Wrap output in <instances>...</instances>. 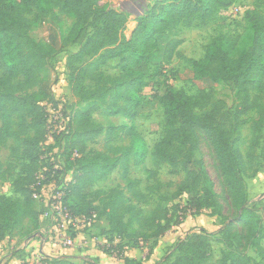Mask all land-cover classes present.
I'll return each mask as SVG.
<instances>
[{"label":"trees","instance_id":"16d2710c","mask_svg":"<svg viewBox=\"0 0 264 264\" xmlns=\"http://www.w3.org/2000/svg\"><path fill=\"white\" fill-rule=\"evenodd\" d=\"M101 1L0 0V147L12 140L16 146L14 152H18L21 138L27 132L25 106L18 96L50 80V60L61 49L55 37L47 43L30 39L27 51L22 40L33 26L45 20L52 10H57L58 14L73 20L61 46L80 44L77 52L68 56L65 67L70 94L86 106L70 119L61 148L67 163L63 166L55 164L60 170L55 171L53 178L63 181L70 172L72 182L66 187L63 204L74 217L94 215L95 221L103 218L108 228L106 254L122 264H141L124 257V250L129 247L141 249L144 245L151 248L174 226L168 220L166 208L158 205L144 215L126 195L136 203H148L147 197L128 175L130 167L142 166L148 154L146 143L136 132L133 121L144 105L143 89L150 66L153 67L150 77L155 78L158 70H164L175 57L180 41L167 40L165 37L170 31L190 20L207 21L231 5L232 0H163L137 20L127 39L121 37L127 16L100 6ZM256 6L264 8V0H256ZM250 15L252 45L243 55L232 58L236 39L218 35L209 42L201 59L190 62L193 79L205 85L207 91L188 95L181 90H166L161 94L163 128L161 138L151 150L153 166H167L174 176L184 173L172 198L181 192L200 193L199 198L208 197L204 206L214 209L219 216L220 206L211 192L212 185L201 162L193 158L199 137L203 136L212 150L222 186L228 192L233 216L224 220L215 234L205 230L185 234L156 264H257L247 252L254 253L264 263L263 219L256 207L249 206L245 184L246 179L263 170L257 165L256 159L260 156H256L255 150L264 139V13L252 12ZM114 60L118 61L117 76L105 75L103 68ZM228 83L235 89L237 106L233 111L225 110L223 101L213 102V85ZM93 106L101 109L103 118L121 117L126 124L104 131L89 118V108ZM45 107L33 108L38 111L34 135L24 141L29 166L13 185L24 200L0 198V243L9 234H19L25 221L34 230L31 234H21L26 239L35 234L43 236L49 227L48 222L41 219L45 209L32 199L31 190L36 172L44 165L47 169L54 165L40 150L46 141ZM250 112L255 114L251 123L252 136L247 152L242 155L239 150L241 119ZM115 131L119 138L128 140V145H111ZM103 132L105 153L89 151L87 143ZM74 152L78 157H71ZM117 169L121 172L126 193L114 188L91 194L97 182ZM148 173L154 175L152 171ZM46 177L48 183L50 173ZM91 196L93 199L89 200ZM235 224L239 225L240 231L234 230ZM93 228L94 224L84 233ZM129 228L132 229L130 233L127 232ZM214 235L219 236L216 241L225 252L219 261L211 263V238ZM82 262L98 264L91 258H84ZM40 264L74 263L65 256H41Z\"/></svg>","mask_w":264,"mask_h":264},{"label":"rangeland","instance_id":"374dc122","mask_svg":"<svg viewBox=\"0 0 264 264\" xmlns=\"http://www.w3.org/2000/svg\"><path fill=\"white\" fill-rule=\"evenodd\" d=\"M162 1L163 0H102L99 5L127 16L125 28L121 32V37L127 39L135 28L137 20L151 10L155 4ZM235 8L238 10L237 12L234 11ZM263 11V7L256 6V0H232L231 5L225 9L219 10V12L209 20L205 22L190 20L188 23L179 26L166 35L165 38L167 40L177 39L180 41V45L176 51L177 53L164 70H162V68L158 70L155 78L150 77L153 74V67L152 65L150 66L146 87L143 89L144 105L138 117L133 121L136 132L146 143L148 154L142 166L130 167L128 176L131 180L136 182L137 189L147 197L148 203H136L131 199L126 193V186L121 180V172L119 169L112 172L104 180L97 182L90 191L92 194L97 191H107L114 188L122 190L131 200V203L136 205L144 215H148L158 205L167 209L168 220L174 226L160 240L161 244L151 256H147V249L140 251L139 254L146 258L144 264H155L169 252V246L189 232L197 233L198 230H205L207 233L215 234L221 228L223 221L231 219L233 216L229 207L228 192L222 186L218 169L213 160L212 150L203 136L199 137L198 147L193 158L201 162L203 170L212 185L211 192L216 196V201L220 206L219 216L216 215L214 209L204 206V202L208 200V197L201 199L199 198L201 196L200 193L196 195L195 193L181 192L177 195L178 197L172 198V193L175 191L176 186L184 179V173L174 176L169 173L167 166L155 168L151 160V150L162 135L163 110L160 101L161 94L166 90H181L188 95H197L202 91H207L205 85L193 79L190 62L201 59L209 42L218 35H225L236 39L237 46L231 56L232 58H238L243 55L252 45V33L249 28L250 14L252 12L263 14ZM72 23L73 20L71 18H66L58 14L57 10H52L50 15L40 24L33 26L22 40V43L25 44V50L27 51L26 45L28 40L31 39L35 42L41 41L47 43L51 37H55L61 49L59 53L50 60V80L38 88L18 96L20 103L25 106V125L27 132L26 135L21 138L17 153L14 152L16 146L12 140L7 141L4 146L0 147V198L6 197L12 201L24 200L15 192L13 185L18 178L25 174L29 166L27 158L28 148L24 141L26 139H31L34 135L35 120L38 116V113H36L38 111L33 109L35 106L46 105V119L49 124L46 130L45 143L50 142V145H45L44 143L40 146V150L45 153L46 159L48 158V160L55 164L63 166V164L67 163L65 158L66 155H63V157L61 155V148L64 146L65 141L63 136L69 130L71 117L75 112L83 110L86 106V103L74 98L70 94L68 73L65 67L68 56L77 52L80 44L66 47L61 46ZM117 64V60L108 62L103 68L104 74L110 77H116L118 74ZM87 86L89 87L90 85L87 84ZM212 95L213 102L218 100L224 102L225 110L233 111L236 109L237 101L235 100V89L233 84L213 85ZM100 111L101 109L98 107H90L89 118L93 123L100 125L104 131L109 127H118L124 125V123L126 124V121L121 117L103 118ZM195 113L197 115L204 114V112ZM254 118V112H250L241 119L242 126L240 129L241 137L239 150L242 155L247 152L250 145L252 136L251 123ZM56 119H58V121L62 120L63 123H55ZM54 125L55 127L53 128ZM56 131H60V133L63 134L59 136ZM111 140V145L114 147L128 145V140L119 138L116 131L112 134ZM104 141L105 132L93 141L88 142L86 145L87 149L89 151L105 153ZM48 146L53 147L47 148ZM255 154L261 157V159L260 157L256 159V162L263 170L254 177L257 178L259 188L262 189L264 186V139L255 150ZM38 171L36 173H38ZM149 171H152L154 175L151 176L148 173ZM70 176L71 174L68 172L66 177L69 178ZM252 178L246 180L250 181ZM253 188L254 185L251 187V192ZM251 195L252 197L248 200L249 206L257 207L264 211V200H255V198L257 199V195L252 193ZM90 199H93V197H89V200ZM197 205L201 207L199 208ZM33 206L37 209L36 204ZM23 224L20 232H18L19 234H9L4 242L0 244L1 264H8L9 261H7V258L10 253L14 251L13 249L15 247L20 248L19 245L16 244L14 237L18 236L22 238L21 234L24 235L25 232L31 234L34 232L28 221H25ZM106 227L103 218L97 219L94 223V228L98 232H104V228ZM132 228L135 227L133 226ZM131 230L132 229L129 228L127 232L130 233L132 232ZM234 230L240 231L238 224L234 225ZM85 235L94 242V237H92L89 232L85 233ZM218 238L219 236L217 235L211 238L209 259L211 263L219 261L225 252L224 247L216 241ZM84 242H86V240H84ZM34 244L36 246H43L44 244L48 246L49 244L53 245L52 241H49L47 232L43 233V237L40 238V241H35ZM103 248L106 247L103 246ZM68 249H72L69 251L70 254L68 255L81 256L82 259L88 258L75 246ZM46 252L49 253L48 251ZM31 253L32 252H29V255H25L23 258L17 259L11 264H36V258L39 257L38 253ZM247 254L252 257L257 264H264L254 253L247 252ZM114 260H117L114 256L104 257L102 261H98V264H115ZM75 263L86 264L83 263L82 260L75 261Z\"/></svg>","mask_w":264,"mask_h":264},{"label":"built area","instance_id":"2783aa9c","mask_svg":"<svg viewBox=\"0 0 264 264\" xmlns=\"http://www.w3.org/2000/svg\"><path fill=\"white\" fill-rule=\"evenodd\" d=\"M234 11L237 12L238 10L235 8ZM55 123L62 124L63 121H58V119H56ZM48 125L47 121L46 130L48 129ZM54 127L55 125L53 128ZM56 133L59 134V136L63 134L60 133V131H56ZM46 144L50 145V142L45 143V145ZM71 157L76 158L78 155L74 152ZM44 166L40 168V172L38 171L36 174L35 183L31 186L32 199L42 204L45 209L41 215V219L46 220L49 224L47 229L49 241H52L53 245L57 246L59 249L65 250L73 246L74 238L77 235L91 228L95 223V216L91 215L88 218L74 217L63 204V199L67 193L66 187L69 182H72L71 176L69 178L65 176L63 181L58 182L53 178L55 171L60 170L58 165L54 163L50 169ZM47 173H50L51 178L48 183L45 182L47 180ZM72 235H74V237ZM38 256L39 257L36 258V264H40L41 256Z\"/></svg>","mask_w":264,"mask_h":264},{"label":"crops","instance_id":"0c3cea01","mask_svg":"<svg viewBox=\"0 0 264 264\" xmlns=\"http://www.w3.org/2000/svg\"><path fill=\"white\" fill-rule=\"evenodd\" d=\"M245 184H246V191H247V198H248V200H250V197H252L251 193L254 194V195H257L256 196L257 199L255 198V200H264V186H263L262 189L259 188V186L257 184V178L254 177L250 181L246 180L245 181ZM252 185H254V188H253V191L251 192ZM257 209L259 210V214L262 216V219H264V211L261 210L260 208H257ZM263 224H264V220H263ZM104 229H105L104 232H98L97 230H95V228L92 229L89 232L90 235L92 237H94L93 238L94 239V242L91 241L90 238L85 235V233H82V234L77 235L74 238L73 246L77 247L78 250L82 251V253H84L86 255V257L91 258V259H96L97 261H102V259L104 257H111V256H109L108 254L105 253V249L106 248H103V246H105V244H106V236H107V230H108V228L106 227ZM42 237L43 236H40V234L39 235L38 234L32 235L30 238H27V239L24 238V237L20 238L18 236L17 237H14V239L16 241V244L19 245L20 248L15 247L13 249L14 251L11 252L10 255H9V257L7 258V261H9L8 264H11L13 261H16L17 259L23 258L27 254L29 255V252H32V253L35 252V254L38 253V255H40V256H47V257H54V258L60 257V256H65V257L69 258L70 262H72L74 264H76L75 261H81V260H83L81 258V256L68 255V254H70L69 251L72 250V249H65V250H63V249H59L57 246L51 245V244H49V246L47 244H44L43 246H40V245L39 246H36L34 244L35 241H40V238H42ZM162 238H160L159 240H157L156 241V244L153 247H151V248H149L148 245L142 246L141 249L130 248V247L129 248H126L124 250V252H123V256L126 257V258H128V259H130V260L140 261L141 264H144L146 258L145 257H142V255L139 254L140 251L141 250L143 251L144 249H147V256H151V254H153L154 251L161 244V241L160 240ZM4 240L2 242H4ZM84 240H86V242H84ZM20 244H21V246H20ZM171 246H169V248ZM46 251H48L49 253H47ZM54 255H57V256H54ZM1 258H0V260H1ZM161 259H159V260H161ZM114 261H115V264H122L118 260H114Z\"/></svg>","mask_w":264,"mask_h":264}]
</instances>
